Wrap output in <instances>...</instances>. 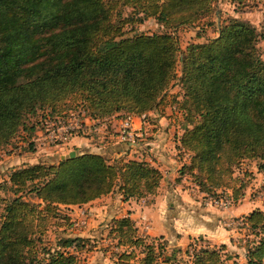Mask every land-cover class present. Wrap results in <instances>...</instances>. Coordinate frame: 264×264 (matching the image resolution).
<instances>
[{"label":"trees","instance_id":"16d2710c","mask_svg":"<svg viewBox=\"0 0 264 264\" xmlns=\"http://www.w3.org/2000/svg\"><path fill=\"white\" fill-rule=\"evenodd\" d=\"M216 1L0 0V146L26 128L27 115L54 109L73 95L82 97L93 118L147 114L177 78L180 62L185 95L199 116L179 138L178 149L189 153L180 174H189L207 196L229 189L239 200L246 182L233 177L239 185L228 184L223 176L231 178L244 159L264 158V62L256 47L264 37V17L259 30L240 18L221 23L218 17L216 35L185 51L171 32L147 34L132 27L147 18L174 30L194 25ZM250 1L255 0L237 3ZM124 8L130 9L125 17ZM125 25H131V34ZM161 178L148 161H111L87 151L52 164L13 168L9 188L18 192L30 185L27 191L38 201L0 195V264H76L70 249L87 242L80 236H57L44 262L38 259L45 217L59 216V205H82L116 188L122 200L147 197ZM241 220L258 238L246 251V264H264V211L253 209ZM109 235L117 246L143 247L142 264H157L152 244L128 215L109 221ZM195 246L189 242L185 250L190 264H223L219 251ZM133 256V251L118 255ZM233 264H239L236 258Z\"/></svg>","mask_w":264,"mask_h":264},{"label":"rangeland","instance_id":"374dc122","mask_svg":"<svg viewBox=\"0 0 264 264\" xmlns=\"http://www.w3.org/2000/svg\"><path fill=\"white\" fill-rule=\"evenodd\" d=\"M213 7L214 9H212L204 18L196 22L194 25L180 26L175 30L164 27L154 18H147L142 23H137L132 27L138 32H144L147 34L160 33L164 31L171 32L177 37L180 49L185 51L188 45L192 43H203L206 38L216 35V26L219 24L218 17H220L221 23L230 17L240 18L250 22L257 28V30L260 29L261 21L264 17V0L250 1L241 6L238 5L237 0H234V2L231 0H217ZM129 11L130 9L124 8L123 16H127ZM130 27L131 25L124 26L127 34L132 33L129 31ZM256 47L260 58L264 62V37H258ZM176 69L177 78L170 83L169 88L159 99L157 106L150 111L151 114L146 118L150 124L156 125L153 129H161L163 127L161 124H158L153 120L157 119L159 115L171 119L170 124L173 125L172 139L175 140V147L177 149L174 153H176V156L180 157L178 160L182 161L185 158H188L189 160V153L182 148L178 149L177 146L179 144V138L182 136L185 129H188V127L191 128V125L188 123L189 120H191L192 117H197L196 119H199V116L194 109L192 100L185 95V90L180 79V62L177 63ZM86 106V102L82 100L80 95H73L58 102L53 107L54 109L46 107L37 110L34 115H27L24 119L26 128H21L17 135L8 144L0 146V159L6 158L8 155L18 157L23 156L25 161L15 164L14 168L37 163H56L60 160L58 157L59 154L56 153L59 148L51 146V144H49L50 146L43 148V146L38 143L39 141H37V138L45 136L47 132L55 128L60 121L64 123L73 121L74 119L82 121L84 117L77 115L81 110H85L86 114L91 117L89 113L90 108ZM123 115L124 114L122 113V116ZM84 123L85 122L83 120V122H81L82 126ZM67 155L68 153L66 156ZM122 159L143 160L135 157ZM224 164L226 165L225 162ZM7 169H9V167ZM7 169L0 171V195L2 197H6L7 199L14 196H22L24 199L32 202L38 201L33 196V193L27 191L30 188V185L18 192L13 190L15 188H9L10 186L6 183V181L8 180V174L12 171V168L8 173ZM5 175H7V177H5ZM233 177H239V180L243 178L246 182V187L243 189V195L239 199L240 201L236 200L232 207L224 209L215 205H205L203 197H196L201 207H213L218 210L212 213L217 215L220 219V222L216 221L217 224H215L219 232L216 233L214 237L209 234L206 235L205 233L199 234L194 236L190 242L195 243V247L214 248L219 251L222 256L221 259L223 264H233L235 258L237 259V263L246 264V251L250 245H252V242L256 241L258 238L255 234L247 230L246 226L241 225L240 221L245 218L246 213L249 212V209L252 207L255 209L259 208L264 211V158L244 159L237 167H233V176H231V178L227 175L223 176L228 184L239 185V180L234 182ZM176 179H179V183L188 189L189 193H193V191H190V188L191 183L195 184V182L189 174H184L182 177ZM228 190L229 189H227L224 193ZM229 191L231 192V190ZM113 192H118L117 188ZM221 192L223 193V190H221ZM217 193L221 195V193ZM242 198H246L244 200V205ZM149 201H151V198H144L145 203ZM237 206L241 207L239 210L241 212H239L240 215L238 218L231 215L229 216L230 210ZM185 208L188 210L192 209L191 206ZM57 209L59 210L57 211L59 216L52 218V215H48L45 217V220H43L47 227L45 226L46 229L44 228L46 232L42 234V240L39 242L40 244L37 248L38 259L43 260V257H47L45 256V253L49 251L48 247L57 243V236H80L86 238L87 242H85L82 247H77L74 250L70 249V251H73L77 255L76 264H142V258L145 255L143 247L134 248L129 245L117 246L116 241L113 240L115 237L110 235L107 236L109 221L113 217L108 221V223L106 222L107 226H105L103 224L105 220H102L103 218L100 220L98 219L101 218L102 215H100V217H95L94 213L91 212L89 208H86V206L68 207L59 205L57 206ZM188 210H185L184 207H179V211H177L172 207L167 212V219H184V222L186 221L185 219L191 218L190 215L192 212ZM187 212H189V216H184ZM62 216H65V218L67 217V220L65 221V218ZM192 221L193 219L191 218V222ZM178 226H181L180 223H178ZM41 228L43 227L41 226ZM226 233L228 236H226ZM229 235L231 238H228ZM144 236H146L144 237L146 243L152 244L154 252H156L157 264L192 263V257H190L191 255H189L188 252L185 253L187 246L183 248V250L177 251V248L167 247V240H165L164 235L163 239L157 235L153 236L147 234ZM161 243H164L162 248ZM222 244H225L224 249H221ZM131 251H133L134 256L129 260L118 257L121 253H129Z\"/></svg>","mask_w":264,"mask_h":264},{"label":"crops","instance_id":"0c3cea01","mask_svg":"<svg viewBox=\"0 0 264 264\" xmlns=\"http://www.w3.org/2000/svg\"><path fill=\"white\" fill-rule=\"evenodd\" d=\"M150 114L151 112H149ZM124 116L119 112L100 119L104 124L97 133L92 132L91 124L97 122L99 118L88 117L84 119L85 123L80 129L79 134L73 136L62 147H59L56 153L59 154V159L71 151H74L75 154L77 152L87 151L106 155L111 161L119 158L134 157L148 161L156 166L162 174L156 192L144 197L151 198V201L145 203L144 198L122 200L118 192H111L85 204L68 205V207L86 206V208H89L94 213L95 217L102 215L98 219L103 218L102 220H105L103 222L105 226H107L106 224L112 217L128 215L134 220L139 234L157 235L161 239H163L164 235L165 240H167V247H174L181 250L188 245L194 236L199 234L205 233L206 235L209 234L214 237L219 232L215 224H217L216 221L220 222V219L212 212L218 210L213 207H201L197 198L203 195L199 192L196 185L191 183L190 191H193V193H189L188 189L179 183V179H176L183 176L179 174L180 166L188 163L189 160L188 158L182 161L178 160L180 157L174 153L177 149L175 147V140L172 139L173 125L170 124L171 119L157 115V119L153 120L163 127L161 129H153L156 125L150 124L147 118L133 115L132 126L137 130V136L135 143L129 146L123 141L120 135V123ZM24 161L23 156L8 155L6 158L0 159V171L9 167L7 169L8 173L11 168H14L15 164ZM245 199L242 198L243 201ZM189 206H191V210L185 208ZM170 207L175 208L177 211H179V207H184L185 210L192 212L190 216L193 221L191 222V218L185 219L186 221L184 222V219H167V212L171 209ZM240 208L237 206L231 209L229 216L238 218L240 215L239 212H241L239 211ZM253 209L255 208H250L249 212ZM184 216H189V212L184 214ZM178 223L181 226H178ZM226 236H228L227 233ZM228 238H231V236L229 235Z\"/></svg>","mask_w":264,"mask_h":264},{"label":"built area","instance_id":"2783aa9c","mask_svg":"<svg viewBox=\"0 0 264 264\" xmlns=\"http://www.w3.org/2000/svg\"><path fill=\"white\" fill-rule=\"evenodd\" d=\"M150 112V111H149ZM149 112L143 113L141 115L142 118H146L149 115ZM77 115L83 116V120L90 117L86 114L85 110H81L78 112ZM135 114H128L125 115L120 123V135L123 141H125L129 146H132L135 143V139L137 136V130L133 128L132 126V117ZM77 119H74L70 122H61L53 129L49 130L45 136H42L40 138H37V141L40 145L43 147L55 146V147H62L66 143L70 141V139L79 134L80 129L82 128L81 122ZM102 120H97L94 124H91V130L94 133H97L100 128L103 126ZM200 192V191H199ZM204 199L205 205H215L224 209H228L232 207L233 203H235V200L231 196V192L228 190L226 193H221V195H216L214 197L207 196L204 193L200 192ZM147 227V226H146Z\"/></svg>","mask_w":264,"mask_h":264},{"label":"water","instance_id":"95a60500","mask_svg":"<svg viewBox=\"0 0 264 264\" xmlns=\"http://www.w3.org/2000/svg\"><path fill=\"white\" fill-rule=\"evenodd\" d=\"M74 155H75V152H74V151H71V152L68 153L67 156H64V155L61 156L60 160L65 159V158H67V157H73Z\"/></svg>","mask_w":264,"mask_h":264}]
</instances>
